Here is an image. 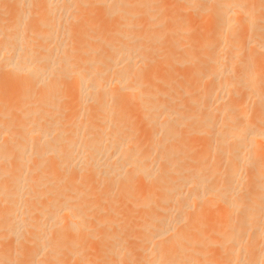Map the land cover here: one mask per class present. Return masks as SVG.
<instances>
[{"label": "bare ground", "instance_id": "obj_1", "mask_svg": "<svg viewBox=\"0 0 264 264\" xmlns=\"http://www.w3.org/2000/svg\"><path fill=\"white\" fill-rule=\"evenodd\" d=\"M0 3V264H264V0Z\"/></svg>", "mask_w": 264, "mask_h": 264}, {"label": "rangeland", "instance_id": "obj_2", "mask_svg": "<svg viewBox=\"0 0 264 264\" xmlns=\"http://www.w3.org/2000/svg\"><path fill=\"white\" fill-rule=\"evenodd\" d=\"M181 2H182V1H181ZM183 2H184V1H183ZM183 2H182V3H178L177 5H175L174 7H176V8H173V9L171 10L172 12H168L169 15H168V14H167V15H168V18H169V19L167 18L168 21H167L166 23H167V25H168V22H169V24H170V23H171L170 20H171L172 18L177 20V16H176V13H177V12H179V13H177V14H179V15H178V16H179V17H178L179 19H181V17H182V18L184 17V19H185V18L189 15L188 10L191 9V10H189V11H191V12H190L191 15L188 16V17H190V18L187 17V18H186L187 20L185 19V21L187 22V25H186V26H185L186 23H185V21H184L183 19H181V21L178 19L180 22H178V21H177V22H178V23H181V26H180V28H181V30H180L181 35H183V34H185V33H186V34H190V33H189V32H190L189 30H190L191 28H192V29H191V32H194L195 34H197L198 29H199V31H200L201 29H203V27H201V26L204 25V22L202 21L203 19L201 20V19L199 18L201 15H200L199 17L197 16V15H199V13L197 14L198 11H197L196 9H194V6H192L193 8H189L188 10L186 9L188 13H185V14H186L187 16H183L184 14L182 15L181 13L185 12V8H186L185 5L187 4L186 2H184V3H185V5H184ZM179 4H180V5H179ZM182 4H183L184 6H183ZM2 5H3V4H2ZM178 5H179V6H178ZM181 5H182V7L184 8V10H183V8H182V11H183V12H181V8H180ZM204 5H205V4H204ZM204 5L202 4V7H203ZM162 6L164 7L165 4H163ZM189 6H191V5L189 4L188 7H189ZM1 7H3V6H1V3H0V10H3V9H4L3 13L1 12L0 14H3V15H4V16L2 15V16H3V19H4V17H5L6 15H7L6 17H8V15H9L8 13H10L11 9H7V10H5V8L2 9ZM188 7H187V8H188ZM203 8H204V7H203ZM178 9H180V11H179ZM174 10H175V11H174ZM177 10H178V11H177ZM192 10H196L197 12L194 11V13H192ZM202 10H203L202 8H201V9L199 8V11H201L200 14L203 13ZM5 11H6V13H5ZM176 11H177V12H176ZM173 12H174V13H173ZM180 12H181V13H180ZM195 12H196V13H195ZM171 14H172V15H171ZM196 14H197V15H196ZM2 16H1V17H2ZM191 16H192V17H191ZM196 16H197V20H196V19H193V18H196ZM202 16H203V15H202ZM191 18H192V19H191ZM198 18H199V19H198ZM201 18H202V17H201ZM173 19H172V20H173ZM182 20H183V22H182ZM165 21H166V20H165ZM165 21H164V25L166 24ZM199 21H201L202 23H200ZM192 22H193V24H192ZM197 22H199V23H197ZM190 23H191V24H190ZM205 23H206V22H205ZM183 24H184V25H183ZM194 24H195V26H196V24H198V26H196V27H198V28L196 29V32H195V28H196V27L194 26ZM200 24H201V25H200ZM207 24L209 25V22H207ZM182 25H183V26H182ZM190 25H192V26L190 27ZM208 25H207V26H208ZM168 26H169V29H170V28L172 27V23H171L170 25H168ZM165 27H167V26H165ZM184 27L186 28V30L184 29ZM194 27H195V28H194ZM199 27H201V29H200ZM205 27H206V26H205ZM172 28H173V27H172ZM172 28H171V29H172ZM193 28H194V29H193ZM167 29H168V27H167ZM173 29H174V28H173ZM173 29H172V30H173ZM172 32H173V31H170V32H169V34H171V35H170V36L168 35V38H166V37H167V36H166V37H165V40L169 39L171 36H172V37H171L169 40H174V37H176V36H175V33H173V34H174V35H173ZM182 33H183V34H182ZM147 36L149 37L150 35H147ZM184 36H185V35H184ZM172 38H173V39H172ZM177 39H178V38H176V40H177ZM165 40H163V44L166 43V44H165L166 46H164V47H167L171 42H173V44H174V42H177V41H171V42L169 41L170 43L167 44V41L165 42ZM171 44H172V43H171ZM171 44H170V45H171ZM160 49H162V52H163L164 49H163V46H162V45H160ZM158 50H159V49H158ZM158 50H157V51H158ZM157 51H156V52H157ZM160 52H161V51H160ZM162 52H161V53H162ZM197 55H198V54H197ZM199 55H200V54H199ZM180 56H181V55L178 54L175 58H176L178 61H181L183 58L180 59V58H181ZM166 58H167V57H166ZM163 59H165V58H163ZM168 59H169V58H167V61H168L169 63L166 62V60H165V62L172 66L173 69L171 68V66H170V68L175 72V74H178V73H179V70L183 71V73L186 72V71H184V69H181V68L183 67V65H181V67L179 66L180 69L178 68V65H180V64H178V61H177L176 59H174V58H173L172 60H171V58H170L169 60H168ZM161 62H164V60H163V61L161 60ZM165 62H164V63H165ZM162 64H163V63H162ZM168 64H167V66H169ZM175 64H176V65L178 64V65L176 66ZM165 65H166V64H165ZM163 66H164V65H163ZM173 66H175V68H174ZM186 66H187V65H186ZM186 66H184L185 70L188 69V66H187V68H186ZM192 66H193V65H192ZM192 66H189L190 70H191V69L193 70ZM164 67H166V66H164ZM194 67H195V66H194ZM188 70H189V69H188ZM188 70H187V71H188ZM190 70H189V71H190ZM202 70L204 71V69H202ZM173 71H170V72L172 73ZM181 71H180V72H181ZM189 71H188V72H189ZM174 72H173L172 74H174ZM188 72H187V73H188ZM179 74H180V73H179ZM203 85H204V86H203ZM205 85H206V86H205ZM3 86H4V85H1V84H0V90L2 89ZM159 86H160V85H159ZM202 86L207 88V83L204 82V83L202 84ZM160 87H161V86H160ZM203 90H204V88H203ZM2 91L4 92V91H5V88H3ZM198 137H199V136H198ZM200 137H201L202 140L204 139V142H205V143L207 142V141H206L207 136H206V139H205V135H203L204 138L202 137V135H200ZM200 137H199V138H200ZM199 138H197V139H195V140H192L191 143H192V142L194 143V142L197 141ZM198 141H200V139H199ZM198 141H197V142H198ZM201 142H202V143H201ZM201 142L195 143L196 145H195V144L193 145V147H194V146H195V147H199V148H196V149H195L196 151H197V150H200V149L202 148V146L205 145V144L203 143V141H201ZM200 143H201L202 145H199ZM191 146H192V145H191ZM195 147H194V148H195Z\"/></svg>", "mask_w": 264, "mask_h": 264}]
</instances>
